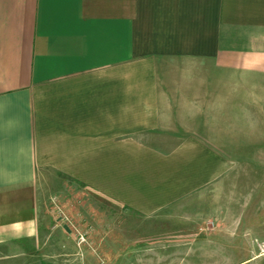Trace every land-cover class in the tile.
<instances>
[{
  "label": "crops",
  "instance_id": "obj_1",
  "mask_svg": "<svg viewBox=\"0 0 264 264\" xmlns=\"http://www.w3.org/2000/svg\"><path fill=\"white\" fill-rule=\"evenodd\" d=\"M263 65L264 0H0V246L10 264L50 263L36 241L43 172L107 198L124 188L123 202L146 208L208 181L212 169L196 165L202 173L177 182L156 156L213 154L202 135H179L189 119L180 109L209 117L192 108L226 101L244 68ZM162 133L185 140L167 152L140 141Z\"/></svg>",
  "mask_w": 264,
  "mask_h": 264
},
{
  "label": "rangeland",
  "instance_id": "obj_2",
  "mask_svg": "<svg viewBox=\"0 0 264 264\" xmlns=\"http://www.w3.org/2000/svg\"><path fill=\"white\" fill-rule=\"evenodd\" d=\"M217 78L212 71L211 82ZM234 78L226 75L228 83ZM238 78L242 90L221 92L226 101L192 108L209 110V117L190 119L180 109L189 119L179 124L185 128L179 135H202L214 153L156 156L158 164L174 167L172 179L180 183L202 173L192 171L196 165L212 169L208 181L185 186L170 203L129 204L122 201L124 188L107 198L43 172L37 190L44 235L36 241L49 246L50 263L40 264H264V65L244 68ZM184 140L162 133L140 141L167 152ZM11 254L10 246H0L2 264H10Z\"/></svg>",
  "mask_w": 264,
  "mask_h": 264
}]
</instances>
